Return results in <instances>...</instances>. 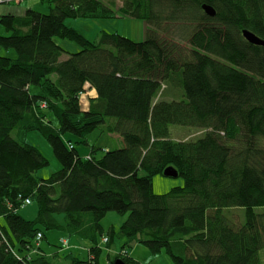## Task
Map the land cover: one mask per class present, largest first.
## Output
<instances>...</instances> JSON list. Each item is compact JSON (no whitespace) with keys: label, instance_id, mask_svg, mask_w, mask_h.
Segmentation results:
<instances>
[{"label":"trees","instance_id":"16d2710c","mask_svg":"<svg viewBox=\"0 0 264 264\" xmlns=\"http://www.w3.org/2000/svg\"><path fill=\"white\" fill-rule=\"evenodd\" d=\"M42 1L47 14L0 15V47L16 52L0 57V264H98L99 238L109 248L119 239L163 251L172 264H261L264 47L242 31L264 41V0ZM116 17L143 20V41L102 34L91 42L65 25ZM55 38L80 50L69 53ZM91 90L84 111L80 98ZM172 125L201 135L172 140ZM97 129L118 135L122 147L91 145ZM28 132L61 165L46 179L36 173L48 160L23 142ZM167 167L184 184L156 195L152 178ZM24 200L35 205L32 219L19 213ZM110 211L128 216L104 233ZM53 231L87 240L90 258L43 253L36 235ZM116 259L139 264L127 252L109 264Z\"/></svg>","mask_w":264,"mask_h":264},{"label":"rangeland","instance_id":"374dc122","mask_svg":"<svg viewBox=\"0 0 264 264\" xmlns=\"http://www.w3.org/2000/svg\"><path fill=\"white\" fill-rule=\"evenodd\" d=\"M119 5H121L120 1L118 3V6ZM16 8H18L17 11ZM27 9H32L42 14H47L49 12L48 3L46 1L27 0L21 5H0V15L12 14L20 16L23 15ZM65 25L74 28L78 33L83 35L87 40L91 42H98V37L100 38L102 34H117L132 41L140 42L143 41L145 37L146 29V23L143 20L120 17L112 19H67L65 20ZM55 41L69 53H76L80 50V47L76 43L67 39L55 38ZM65 55L66 54H64V56ZM0 57L15 58L16 52L10 48L5 49L0 47ZM169 93L170 91H167V95H169ZM169 131L171 139L177 141L184 139L195 140L201 135L200 130L198 131L197 129L192 127L172 125L170 126ZM11 136L12 138L17 139L16 131L11 132ZM64 138L71 139L73 142L78 141L77 138L69 134H65ZM87 139L91 145H94L97 148L105 151L115 150L119 147L115 142L114 136L111 137L109 134L105 135L101 133L99 129L93 131L90 135H88ZM23 142L35 147L42 154V156L48 160V166L36 173V176L38 178L46 179L52 173L57 172L61 168V165L54 156L49 143L37 132L26 133L25 137L23 138ZM75 146L79 150V153L82 155L88 152V148L81 144H75ZM183 184L184 181L181 177L167 178L163 177L162 175H156L152 178V190L156 195L165 194L174 187H182ZM35 210V205L31 204L22 208L19 213L26 219H32L35 215ZM243 212V210L234 209L232 211V219L235 222H239L241 220V222H243ZM127 216L128 214L120 215L113 211L108 212L101 221V226L104 233H107L110 227H114V229L117 230L120 225L126 220ZM57 220L61 222L62 216L58 215ZM61 238H66L70 242L76 239L78 241H82L83 243L81 247L76 246L69 249L71 245V243L69 242L70 244H68V248L62 250L60 249ZM99 242L101 251L98 256V264H109V261L113 260L118 255L123 246L126 249L128 256L136 260L139 264H172L169 257L163 251L158 255H152L146 247L137 243H131L125 246L124 240L115 239L111 247L109 248L102 242L101 238H99ZM39 246L40 250L46 255H51L52 253L58 251L61 255L67 252H72L74 257L83 261H87L90 258L88 249L91 244L87 240L79 239L75 236L67 238L65 234L58 231L45 232V236L40 241ZM259 257L261 260V264H264V248L259 251Z\"/></svg>","mask_w":264,"mask_h":264},{"label":"water","instance_id":"95a60500","mask_svg":"<svg viewBox=\"0 0 264 264\" xmlns=\"http://www.w3.org/2000/svg\"><path fill=\"white\" fill-rule=\"evenodd\" d=\"M204 11L207 13L208 16L213 17L215 15V12L211 7H203ZM243 37L252 45L255 46H263L264 47V41L256 37L254 34L248 32V31H242ZM179 175L175 169L172 167H167L163 171V177L167 178H177ZM112 264H125L121 259H116Z\"/></svg>","mask_w":264,"mask_h":264},{"label":"crops","instance_id":"0c3cea01","mask_svg":"<svg viewBox=\"0 0 264 264\" xmlns=\"http://www.w3.org/2000/svg\"><path fill=\"white\" fill-rule=\"evenodd\" d=\"M27 0H25L24 2H26ZM42 1V0H41ZM24 2H22V3H24ZM22 3H20L19 5H21ZM18 10V8H16V11ZM72 28V27H71ZM74 29V28H73ZM98 39H99V37H98ZM68 58V56H64V54L59 58V60L60 61H63V60H66ZM93 97H95V93H94V91L93 90H91V91H89V93L87 94V95H84V96H82L81 98H80V107H81V109L82 110H86L87 109V107H88V102H87V100L88 99H91V98H93ZM111 137H115V142H116V144H117V146H119L118 148H120V147H122V140H121V138L118 136V135H111V134H109ZM85 154H87V153H85ZM85 154H83V155H85ZM25 218V217H24ZM80 239V238H79ZM102 240V242H103V239H101ZM70 242V241H69ZM71 243V245H70V248H74V247H76V246H78V247H81L82 246V241H78V240H72V242H70ZM69 243V244H70ZM100 243V242H99ZM69 248V249H70ZM108 249V248H107ZM50 256V255H49Z\"/></svg>","mask_w":264,"mask_h":264},{"label":"built area","instance_id":"2783aa9c","mask_svg":"<svg viewBox=\"0 0 264 264\" xmlns=\"http://www.w3.org/2000/svg\"><path fill=\"white\" fill-rule=\"evenodd\" d=\"M23 1L25 0H0V5H3V4H14V5H19L20 3H22ZM41 107L42 108H45V104L42 103L41 104ZM30 203L29 200H24V206L25 205H28ZM41 239V234H37L36 235V238H35V242H36V245H38L39 241ZM104 241H106V239H104ZM61 248L62 249H66L68 248V241L67 239H61Z\"/></svg>","mask_w":264,"mask_h":264}]
</instances>
